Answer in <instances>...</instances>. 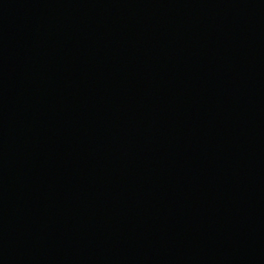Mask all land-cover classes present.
Wrapping results in <instances>:
<instances>
[{
  "label": "water",
  "instance_id": "1",
  "mask_svg": "<svg viewBox=\"0 0 264 264\" xmlns=\"http://www.w3.org/2000/svg\"><path fill=\"white\" fill-rule=\"evenodd\" d=\"M0 264H264V0H0Z\"/></svg>",
  "mask_w": 264,
  "mask_h": 264
}]
</instances>
